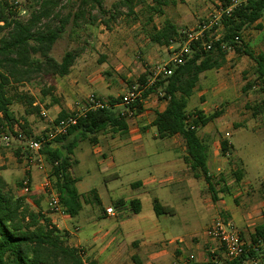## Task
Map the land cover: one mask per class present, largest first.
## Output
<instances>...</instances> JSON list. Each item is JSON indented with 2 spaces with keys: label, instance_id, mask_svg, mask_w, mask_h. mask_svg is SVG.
<instances>
[{
  "label": "crops",
  "instance_id": "crops-1",
  "mask_svg": "<svg viewBox=\"0 0 264 264\" xmlns=\"http://www.w3.org/2000/svg\"><path fill=\"white\" fill-rule=\"evenodd\" d=\"M166 12L168 18L180 29L186 24V20H190L181 5L177 10ZM262 19L253 26L262 25L264 29ZM162 24L155 26L160 29ZM144 27L145 30L149 28L147 24H143ZM137 28H140V24L120 31L123 38L121 44L131 45L130 41H133L134 30ZM135 41H140L139 48L147 51L148 45L153 43L145 33H141ZM245 44L254 51V41H245ZM156 47L163 51L173 48L157 44ZM120 52L116 56L124 57V53L120 55ZM259 53L264 54L263 51ZM228 55L227 53L225 64L215 71L216 74H220L233 58ZM149 59L150 64L155 62V58ZM112 68L122 72L121 67L115 64L102 69ZM92 69L84 54L80 61L75 63L70 74L62 77L52 93L46 96L45 104L35 101L34 106L47 107L39 112L46 124L31 127L32 134L45 135L41 130L51 126L62 112L72 114L87 106L91 97L102 98L105 102L109 98H120L114 108L118 112L125 110L122 95L126 92L122 80L114 77V74L104 82L96 77L89 79ZM215 69L217 68L206 72ZM148 71L146 67L143 74ZM255 72L254 62L256 77ZM150 74L148 73L147 78ZM131 76L129 74L127 80H130ZM231 82L229 75H226L223 82L212 89L213 96L219 98L221 93L234 89ZM252 88L256 86L253 85ZM244 90L246 88H243ZM204 93L201 92L200 96ZM79 96H83V99L76 100ZM163 97L161 91L148 94L136 107L135 115L126 120V134L108 131L98 134L95 143L87 140L79 143L72 157L76 161L72 174L78 180L76 187L82 202V209L76 217L51 213L47 184L51 183L52 168L47 165L41 169L35 163H29L28 147L16 144L13 151L0 145V173L16 195L25 197L26 203L33 211L45 215L60 231L67 233V243L70 246L82 249L85 257L94 259L99 264H137L134 257H137L141 264H172L175 261H183L190 255L195 256L194 264H205L214 252L224 254L219 241L208 233V229L221 217L223 211L226 212L225 219L250 236L249 240L245 239L247 246L250 245L255 228L264 223V162L259 156L264 145V108L256 116L252 115L246 125L241 126L240 123L247 118H242L240 109L245 102L240 104V101H237V104L226 106L222 97V115L199 128L200 138L206 144V137L213 142V147H209L207 164L209 175L216 186L215 200L209 193V185L202 173L196 172L200 177H195V172L186 162L188 148L184 139L180 135L159 137L153 123L157 114L167 107L168 102ZM254 98V101L257 100V96ZM263 100L264 98H258L256 104ZM207 108L205 105L197 110L206 115L218 110L211 112L212 110ZM27 115L33 116L36 113ZM22 126L17 122L15 129L20 128L23 131ZM214 129L219 132L226 131V134L221 138ZM245 131H250V135ZM232 137L234 142L231 141ZM223 140L232 147L228 157L222 152ZM53 147L60 146L53 144ZM17 151L20 159L16 155ZM238 172L239 175L236 174ZM26 178H29L31 183L29 194L23 192V182ZM99 178L107 180L104 186L94 184ZM221 189L222 193L219 192ZM92 191H96V195L91 194ZM230 196L240 201L238 206L231 204ZM155 199L163 206L172 208L173 214L157 216L154 210ZM133 200L140 201L141 211L138 214L134 212ZM108 208H113L116 216L107 214ZM201 223V232L182 236L181 233L189 225L196 226ZM167 236L171 238H166Z\"/></svg>",
  "mask_w": 264,
  "mask_h": 264
},
{
  "label": "trees",
  "instance_id": "trees-1",
  "mask_svg": "<svg viewBox=\"0 0 264 264\" xmlns=\"http://www.w3.org/2000/svg\"><path fill=\"white\" fill-rule=\"evenodd\" d=\"M35 1L38 8L26 21L19 18L17 1L11 5L8 0L0 1V31L5 33L0 39V135L14 133L15 124L18 122L11 109L13 100L8 95V86L28 83L41 75L67 76L82 54L81 50L73 49L67 51L60 61L52 56L53 48L63 36L71 15L70 13L66 17L61 15L58 10L61 0ZM152 1L158 7L153 6L151 10L164 15L162 6L167 4V0ZM220 1L223 9L230 5V0ZM122 2L128 7L129 13L133 14L137 6L136 0ZM102 4L103 0H81L72 21L78 25L88 10L99 8L102 11ZM263 17L264 0H242L231 13L222 14L224 34L213 41V48L210 51L203 49L202 41L193 42L191 53L185 63L172 66L173 74L170 76L160 75L156 83L144 94L145 98L152 92L163 93V98L168 104L163 112L157 114L153 123L159 137L180 135L184 139L188 148L186 162L195 172V177H200L196 172L202 173L215 200L216 186L209 175L207 164L209 145L200 138L198 130L219 118L223 111L217 110L206 115L203 111L196 110L193 115H189L188 100L194 94L202 73L221 68L225 64L228 52L222 49L223 44L233 46L235 52L243 53L254 60L257 80L264 84V54H256L245 43L242 45L234 43L235 37L241 39L242 33ZM149 24H153V18H150ZM258 28L262 29L263 26L258 25ZM149 36L154 44L160 46L170 47L179 40L186 41L181 29L169 18L164 19L160 29L153 25ZM147 76L148 73L141 76L140 84L147 83ZM53 89L54 87L49 86L42 89V92L47 96ZM120 100L109 98L104 107L89 110L85 116L77 119L76 125L70 127L67 134L45 143L40 151L45 160L52 165L50 172L52 188L59 194L61 205L71 217H76L82 209L81 195L76 187L78 180L72 174L76 164L72 158L74 151L80 142L86 140L91 143L97 142V135L100 133L128 132L126 119L114 108ZM28 103V114L40 112V107L34 106V99ZM252 108L253 115L256 116L264 108V100ZM71 116L73 114L62 112L56 122ZM27 126L25 122L22 127L26 129ZM53 144H59L60 147L54 148ZM221 146L226 156L232 147L226 140L222 141ZM29 152L28 149L27 157ZM16 155L20 159L18 151ZM33 155L32 152L30 156ZM91 194L96 195V191H92ZM25 200V197L18 196L12 191L0 173V264H99L96 260L85 257L82 249L70 246L67 243V233L60 231L45 215L33 211ZM132 205L134 212L140 213V201L133 200ZM154 210L157 216L174 212L172 208L163 206L158 199L154 200ZM261 240L264 241V223L255 228L246 254L226 264H246L255 253L253 245ZM133 259L137 264H141L137 257Z\"/></svg>",
  "mask_w": 264,
  "mask_h": 264
},
{
  "label": "rangeland",
  "instance_id": "rangeland-1",
  "mask_svg": "<svg viewBox=\"0 0 264 264\" xmlns=\"http://www.w3.org/2000/svg\"><path fill=\"white\" fill-rule=\"evenodd\" d=\"M15 1L18 2L17 7L19 18L24 21H26L30 17V14L38 8L35 0H8L10 5ZM136 2L137 6L135 11L133 14H130L128 7L122 2V0H103L102 11H100L99 8L92 11L88 10L85 17L80 20L81 22L77 25L72 20L79 8L81 0H61L58 10L63 17H66V15L70 13L71 20L68 23L63 36L55 44L52 56L60 61L67 51L73 49L81 50L82 54L80 58L85 54L93 68L89 74V79L96 77L104 82L114 74V77H118L122 80L125 89L124 91L126 92L132 85L139 83L146 67L149 69L147 73H152L158 66L170 61L175 49L178 50L179 46L186 44V41L179 40L172 46V49H170V47L169 50L163 51L158 50L156 44L150 41L152 44L148 45V51L139 48L140 41L136 42L135 40L141 33L149 35L153 30V25H161L164 19L168 18L166 11L177 10L179 5L185 8L190 19L186 20V24L181 28L185 39L187 33L196 34L201 30L204 31L205 36L207 34V39H205L204 36V41L211 43L221 38L224 34V27L221 23L224 9L222 8L220 0H167V4L162 6L165 13L164 15L154 13L153 10H151V7L157 6L152 0H136ZM150 18H153V24H149ZM262 20V24L264 25V17ZM56 22L58 23V21ZM137 24H140V28L134 30L133 41H130L131 45H128L127 43L121 44V39L123 38L120 31L125 28H132ZM143 24L149 26L148 30H145V27L143 28ZM255 27L256 26H250L242 33L240 39L242 42H239L238 45H242L245 41L247 42L251 40L255 43L253 48L254 52H264V29H258V26ZM4 34V32L0 31V39ZM119 51H121L120 55L124 53V57L116 56ZM228 54V56L233 58L228 64H226L220 74L215 73L218 69L204 72L202 74L198 87L188 101L187 109L189 115H193L197 109H200L201 106L205 105L208 107L207 109L212 110L211 112H214L216 109L224 111L223 105L220 104V101H223L222 97L225 100L224 105L226 106L232 103L237 104V101H240V104L245 102V106L243 105L240 108L242 110V118L247 117L244 122L240 123L241 126H244L252 119V107L256 104L258 98H264V84L259 82L254 75V60L250 59L243 53L240 54L235 52L233 49L228 51ZM237 54H240V56ZM149 57L155 58V64H150ZM80 58L77 59L76 63L78 60L80 61ZM112 64L121 67L120 69L122 72H118L114 68H112V70L102 69L103 67H108V65L110 66ZM129 74L132 76L130 80H127L129 79ZM226 75H229V79L232 81L231 83L234 86V89L232 88L229 91L221 93L219 98L214 97L212 89L219 86L225 79ZM61 79L62 77L41 75L31 82L8 86V95L13 100L11 109L14 111L18 122L21 123V125H24L26 120L28 126L26 129H23L24 135L26 136L25 140H14L10 146H6L3 136L0 135V145H4L6 149H13L14 151L16 144L28 147L27 137L37 140L43 139L44 142L46 139L50 138L49 134L52 131V125L45 128V130H41V133H46L45 135L32 134L33 128L31 127L36 125L39 127L45 126L46 121L41 116V113H36V115L33 116L27 115V109L29 108L28 101L34 99V101L37 100L41 103L44 102L45 104L47 99L43 94L42 89H47L49 86L55 88V85L57 82L59 83ZM253 85H255L256 88H252ZM243 88H246V90L243 91ZM201 92L205 93L200 96ZM256 96L257 100L254 101L253 99H255L254 97ZM79 99H83V96L76 98V100ZM43 108L46 109L47 107L43 105ZM43 108L40 107L41 110ZM213 131L221 138L226 134V131L219 132L215 129ZM201 132L202 130H200V133ZM245 133L250 135V131H245ZM206 139H208L207 142L209 147L212 148L213 142L210 138L206 137ZM231 141L234 142V137L231 138ZM29 151L30 154L28 157L32 155L30 149ZM259 156L264 162V145ZM262 174H264V171ZM106 181L105 178H99L94 184L104 186ZM219 192L222 193L223 190L221 189ZM209 193L211 192L209 191ZM229 201L232 205L237 206L240 202L231 196L229 197ZM225 213L226 212L223 211L221 217L226 218L227 216ZM202 224L203 223L196 226L192 224L189 225L187 229L181 233L182 236L186 237L194 232H201ZM239 231L244 239L249 240V235L245 234L242 229H239ZM166 238L171 237L167 236Z\"/></svg>",
  "mask_w": 264,
  "mask_h": 264
},
{
  "label": "built area",
  "instance_id": "built-area-1",
  "mask_svg": "<svg viewBox=\"0 0 264 264\" xmlns=\"http://www.w3.org/2000/svg\"><path fill=\"white\" fill-rule=\"evenodd\" d=\"M242 0H230V5L223 10L224 13L229 14L235 8L241 4ZM204 31H199L196 34L187 33L186 44L179 46V49H175L173 56L168 63L158 66L148 77L146 84H136L132 85L125 94L122 95V103L125 106V110L120 112V114L127 120L135 115V110L138 104L143 102L145 92L152 87L160 75L170 76L173 74L172 66H179L185 63L187 57L191 53V44L196 41H202V47L205 51H210L213 48V42L209 43L204 41ZM240 42L239 37H235L234 43L238 44ZM224 51H230L233 46L227 44L222 45ZM106 102L102 98L91 97L87 106L81 107L74 111L73 116L63 119L59 122H53L52 131L50 132V138L46 139H34L28 138V148L34 153L33 156L28 158L29 163H35L41 169L45 168L47 165L52 166L48 163L45 158L40 154L43 145L51 140H54L58 136L67 134L70 127L76 125L77 119L79 117L85 116L89 110L98 109L104 107ZM6 146H10L12 141H23L26 139L24 132L20 128H16L14 133H5L2 135ZM230 156L229 152L226 155ZM49 189V210L53 214L66 215V211L61 205L59 194L53 190L51 183L47 184ZM23 192L24 194H29L31 192V183L29 178H26L23 182ZM107 214L111 216H116V212L113 208L107 209ZM208 233L211 237L219 241L220 246L224 249V254L220 255L216 252L205 264H226L227 262L238 259L246 254L247 252V242L241 235L239 229L231 221L218 217L211 227L208 229ZM249 246V245H248ZM264 241L261 240L257 244L253 245L254 255L249 258L246 264H264ZM195 256L190 255L187 259L183 261H175L172 264H194Z\"/></svg>",
  "mask_w": 264,
  "mask_h": 264
}]
</instances>
